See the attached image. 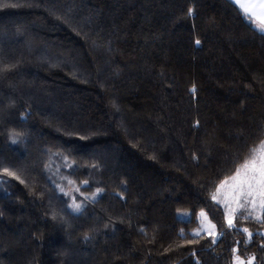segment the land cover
<instances>
[{"label":"trees","instance_id":"1","mask_svg":"<svg viewBox=\"0 0 264 264\" xmlns=\"http://www.w3.org/2000/svg\"><path fill=\"white\" fill-rule=\"evenodd\" d=\"M261 140L264 36L229 0H0V264H264V217L212 199Z\"/></svg>","mask_w":264,"mask_h":264},{"label":"snow or ice","instance_id":"2","mask_svg":"<svg viewBox=\"0 0 264 264\" xmlns=\"http://www.w3.org/2000/svg\"><path fill=\"white\" fill-rule=\"evenodd\" d=\"M229 3L236 6L238 13L249 24L253 25L257 32L264 36V0H229ZM192 11V9L188 10L189 16L192 15ZM196 44L199 45L200 41L197 40ZM7 70L8 68L3 69V71ZM12 142L16 143V140L13 139ZM250 152V157L245 159V161L236 169L235 173L231 177H228L222 182L221 187L224 185H228L230 187L231 199L235 202L237 208L247 209L250 206L252 211H255V209L259 207L261 214L257 215L255 218L257 220H261V218L264 217V140H261L259 145L252 148ZM4 172L8 175H15V173L10 172L7 168L4 169ZM84 183H87V181H84ZM217 191H219V189H217ZM99 192L100 189H97V194ZM93 198H95V195ZM212 199L215 200L216 196L214 195ZM71 207L73 211L79 212L81 211L82 206L81 204L74 202ZM237 208H229V212L234 215ZM251 214L252 213L249 212V215ZM227 223L229 227L233 226L232 215H229ZM212 227L215 226L213 225ZM242 231L248 232V229L244 228ZM198 234L199 233H197V235ZM248 235L251 237L252 233L248 232ZM235 259L236 264H245L239 256ZM253 260L254 257L250 258L247 264H252Z\"/></svg>","mask_w":264,"mask_h":264},{"label":"rangeland","instance_id":"3","mask_svg":"<svg viewBox=\"0 0 264 264\" xmlns=\"http://www.w3.org/2000/svg\"><path fill=\"white\" fill-rule=\"evenodd\" d=\"M226 179H224L223 181H225ZM222 182L220 183V185L217 188V189H219V191L216 190V192H215V196H216L215 201L217 203H219L220 206L222 207V209H223V211L225 213L226 222H227V219H228L229 215H232V218H233V226H235L236 225V220H237V217L238 216L250 217V218L256 219L255 217L257 215H260L261 214V210L259 209V207H257L255 209V211H252V209H251L250 206L247 209L237 208V205L231 199V189H230V187L228 185H224L223 187H221ZM68 183H69L68 186H66V187L61 186L60 189L61 188L62 189H65L66 190V193L71 197V199H70V206L73 205L74 202L81 204V206H84L85 205L84 202L86 203V200L89 199L88 193H86L87 195L86 194H83L81 196L83 200L80 201V200H78L77 197H75L76 195L81 194V192L78 189L77 184L74 185L72 183V179H69V178H68ZM77 189H78V191H77ZM95 194L96 193H94L93 196ZM86 196H87V199H86ZM82 208L83 207H81V209ZM229 208H237V211L235 212L234 215L229 212ZM249 212H251L252 214L249 215ZM202 213H203V215H202ZM178 214L180 216H182V217H185V218H189L190 217V211H187V210H179L178 211ZM199 219H200V224H199L198 227H196L194 229V233H196V234L197 233H199V234H201V233H207V234L212 235L215 240H218L219 237L221 236V233L219 232L218 227L215 224V222L209 217V215L207 214V212L205 210H201L199 212ZM213 225L215 227H212ZM262 233L264 234V229L262 230ZM237 256H239V255L236 254L235 257H234V264H236V259L235 258ZM240 259L243 260V261H245L242 257H240Z\"/></svg>","mask_w":264,"mask_h":264},{"label":"crops","instance_id":"4","mask_svg":"<svg viewBox=\"0 0 264 264\" xmlns=\"http://www.w3.org/2000/svg\"><path fill=\"white\" fill-rule=\"evenodd\" d=\"M245 262V261H244ZM245 264H247L246 262H245Z\"/></svg>","mask_w":264,"mask_h":264}]
</instances>
